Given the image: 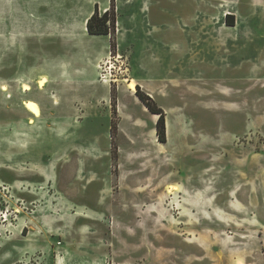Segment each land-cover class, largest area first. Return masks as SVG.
<instances>
[{
    "label": "rangeland",
    "instance_id": "374dc122",
    "mask_svg": "<svg viewBox=\"0 0 264 264\" xmlns=\"http://www.w3.org/2000/svg\"><path fill=\"white\" fill-rule=\"evenodd\" d=\"M59 5L0 0V264H264V0Z\"/></svg>",
    "mask_w": 264,
    "mask_h": 264
},
{
    "label": "crops",
    "instance_id": "0c3cea01",
    "mask_svg": "<svg viewBox=\"0 0 264 264\" xmlns=\"http://www.w3.org/2000/svg\"><path fill=\"white\" fill-rule=\"evenodd\" d=\"M88 0H63V1H60V5L51 12V14L49 15V17H53L51 19H60V18H63V19H66V20H70V19H73L74 17H76L79 12L81 11L82 7L86 5ZM14 11V9H13ZM13 11H12V14H13ZM20 13V11H19ZM22 16L19 18V19H15L14 16L10 15L9 17V22L14 24V23H27L29 18H28V14L25 13L23 10H22ZM91 16H89L86 20V30L87 29V21L88 19L90 18ZM29 23V22H28ZM233 27V25L231 26ZM41 76H39L40 78ZM38 78V79H39ZM38 81V80H37ZM24 83H28V82H24ZM50 83V81H49ZM48 83V84H49ZM30 84V83H28ZM47 84V85H48ZM7 85V84H6ZM2 86L3 84H0V115L2 116H11L14 114V111H11L10 110V106H7V105H4L1 103V97H2V94L5 93V91L2 89ZM31 86V84H30ZM8 87V85H7ZM23 87V86H22ZM40 89V88H39ZM8 90V89H7ZM32 90V87L29 89V90H25L24 87H23V91L24 92H29ZM41 90V89H40ZM11 96V95H10ZM9 94H8V97H10ZM28 99H32V98H28ZM35 100V99H33ZM37 101V100H35ZM39 102V101H38ZM40 103V102H39ZM24 105V104H23ZM25 107V106H24ZM26 109V108H25ZM3 122V123H2ZM1 123H0V132L2 130H7L6 132V137L4 138V136L2 137V135H0V138H3L2 141H0V160L2 159H7L11 154H14L15 151L11 150L10 147H9V143L11 141V138L14 137V131L16 129V125H22L24 120H14V119H11V120H3ZM12 135V136H11ZM5 139V140H4ZM6 148V149H5ZM11 223V222H10ZM22 227H27V226H22ZM1 231V229H0ZM2 232V231H1ZM0 232V233H1ZM3 234V233H1ZM1 239V238H0Z\"/></svg>",
    "mask_w": 264,
    "mask_h": 264
},
{
    "label": "trees",
    "instance_id": "16d2710c",
    "mask_svg": "<svg viewBox=\"0 0 264 264\" xmlns=\"http://www.w3.org/2000/svg\"><path fill=\"white\" fill-rule=\"evenodd\" d=\"M230 18L233 19V15L227 14L226 22L230 25H234L233 20H229ZM116 22H117L116 16L114 14L111 15V12L106 11L104 14L99 15L98 10H96L87 21V29H88V32L91 34L109 35L110 33H113V31H115ZM137 94L141 98V100L146 103V105L152 112L160 114L157 127H158L159 136H160L161 141H165L166 128H165L164 111L161 110L160 108H157L155 105H153L149 101L150 98L147 97L145 94H143L140 91V88H138Z\"/></svg>",
    "mask_w": 264,
    "mask_h": 264
},
{
    "label": "bare ground",
    "instance_id": "6f19581e",
    "mask_svg": "<svg viewBox=\"0 0 264 264\" xmlns=\"http://www.w3.org/2000/svg\"><path fill=\"white\" fill-rule=\"evenodd\" d=\"M48 83H49V81H48V77L47 76H45V77H43L41 79H38V81H37L38 87L41 90H44ZM130 86L132 88H136V84L134 82H131ZM23 87H24L25 90H29L31 88L30 84H28V83H24ZM2 89L4 91H7V89H8L7 85H3ZM23 104H24L25 108L30 113L33 114L28 119V123L32 125V124L35 123L36 118L41 116L42 109H41L40 105L36 101H33V100L26 99V100L23 101ZM16 212H22V210L18 207L16 209ZM10 226H13V223H10Z\"/></svg>",
    "mask_w": 264,
    "mask_h": 264
},
{
    "label": "built area",
    "instance_id": "2783aa9c",
    "mask_svg": "<svg viewBox=\"0 0 264 264\" xmlns=\"http://www.w3.org/2000/svg\"><path fill=\"white\" fill-rule=\"evenodd\" d=\"M4 217L3 218H5V220L7 219L6 217H7V214L6 215H3Z\"/></svg>",
    "mask_w": 264,
    "mask_h": 264
}]
</instances>
